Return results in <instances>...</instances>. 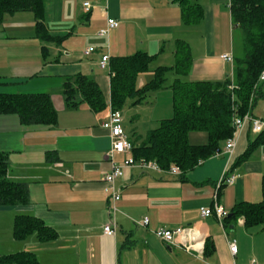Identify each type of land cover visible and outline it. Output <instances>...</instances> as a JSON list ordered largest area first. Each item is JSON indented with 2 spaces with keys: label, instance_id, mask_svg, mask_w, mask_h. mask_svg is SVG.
Here are the masks:
<instances>
[{
  "label": "crops",
  "instance_id": "crops-1",
  "mask_svg": "<svg viewBox=\"0 0 264 264\" xmlns=\"http://www.w3.org/2000/svg\"><path fill=\"white\" fill-rule=\"evenodd\" d=\"M86 1L92 4L89 11L84 7ZM198 2L204 8L203 19L186 24L181 7L171 0H46L45 24L52 37L59 38L47 41L37 36L32 12L6 15L0 24V50L15 53L7 54L4 64L0 58V93L46 92L58 112L54 125H26L16 114L0 115V150L8 153L9 177L26 182L30 190L27 204L10 207L18 214L42 218L59 233L49 241H40L36 233L15 240L16 250L10 253L32 251L40 264H249L253 258L264 263L262 225L248 226L242 216L222 224L215 215H200L202 206L215 204L217 183L228 167L238 177L235 183L221 187L217 198L220 205L231 212L238 202L262 200L264 144L233 166L258 135L251 128L239 133L231 158L223 152L211 156L184 177L137 166L125 168L117 180L122 194L115 214L118 229L114 236L104 232L109 221L104 177L112 162L108 156L111 137L103 123L113 107L110 71L101 68L99 62L104 54L113 57L146 51L156 55L150 69L139 74L138 82L141 76L154 77L158 66L174 65L177 41L184 40L191 49L192 65L188 74L181 76L183 80H233L234 63L222 58L231 51L236 54L234 36L238 29L233 26L231 0ZM109 17L118 19L120 25L106 37L98 35ZM90 46L96 50L85 55ZM169 73L173 77L167 88L172 93L170 85L177 74L169 71L167 81ZM78 74L99 84L106 108L96 111L85 101L78 107L67 105L64 81ZM263 83L260 88L264 93ZM162 92L163 88L151 91L140 103H134L135 98L126 101L123 124L133 144H140L172 113L156 118L153 128L140 125L142 113L137 108L146 102L145 107L153 110L152 101H159ZM169 98L166 95V101ZM260 99L252 109L254 116L261 107ZM190 137L196 144L206 142L207 135L192 131ZM132 155L117 154L116 158ZM146 217L149 224H139ZM190 225L203 235L201 256L196 250L171 246L153 233L159 227ZM207 239L213 249L205 255ZM233 239L238 244L236 255L229 249Z\"/></svg>",
  "mask_w": 264,
  "mask_h": 264
},
{
  "label": "trees",
  "instance_id": "trees-1",
  "mask_svg": "<svg viewBox=\"0 0 264 264\" xmlns=\"http://www.w3.org/2000/svg\"><path fill=\"white\" fill-rule=\"evenodd\" d=\"M46 0H0V24L6 15L29 11L36 20V34L43 40L55 39L45 24ZM179 4L183 22L195 24L204 17V8L198 0H171ZM233 26L241 30L244 56L235 54L234 79L225 81H185L181 76L188 74L192 65L191 49L184 40L177 41L176 61L172 66H158L153 79L144 86H137L140 73L150 69L156 55L138 51L132 55L110 58L111 103L114 109H122L129 98L134 103L142 102L148 93L165 87L167 73L177 74L171 85L174 114L164 118L150 130L147 137L134 144L133 156L156 160L167 169L175 163L182 170V177L196 167L200 161L216 155L223 143L234 133V116L253 109L264 96L259 77L264 69V0H231ZM61 37L60 39H62ZM59 40V38H56ZM45 48V47H44ZM235 85L232 88V85ZM64 95L70 107L87 102L94 110L107 107L105 95L99 84L84 74L67 77L64 81ZM78 97H81L78 99ZM253 99L252 106L250 103ZM251 107V108H250ZM16 114L23 124L54 125L58 112L49 93H0V115ZM247 128H251L249 124ZM202 131L209 135V142L192 144L189 134ZM264 144V130L250 141L246 151L234 162L237 166L252 156ZM8 153L0 150V206L27 204L30 190L24 181L9 177ZM263 198L258 202L241 201L235 204L225 218L244 217L248 226L262 225L264 228V177ZM36 233L40 241L58 238V231L42 218L29 214H17L13 235L16 240L26 239ZM211 244L206 240L204 254L210 253ZM0 264H40L32 251L22 250L8 254L0 253Z\"/></svg>",
  "mask_w": 264,
  "mask_h": 264
},
{
  "label": "built area",
  "instance_id": "built-area-1",
  "mask_svg": "<svg viewBox=\"0 0 264 264\" xmlns=\"http://www.w3.org/2000/svg\"><path fill=\"white\" fill-rule=\"evenodd\" d=\"M84 7L87 11L90 10L92 4L89 1L84 2ZM120 25V21L116 18L109 17L107 19V25L98 31V35L106 37L109 35L110 31L114 28H117ZM94 46L88 47L84 54L90 55L96 49ZM110 55L104 54L99 62L101 68L109 69L110 68ZM222 58L226 61H230L234 63L235 55L233 51L224 53ZM260 81H264V69L259 77ZM232 88L235 87L233 84ZM253 99L250 103L252 106ZM251 108V107H250ZM123 114L120 109H111L110 117L107 121L103 123V127L109 130L111 137V147L108 152V156L112 162V168L105 174L104 181L106 183L105 191L108 196V211H109V221L104 226L105 234L109 236H114L117 232L118 225L116 223L115 214L118 211L117 202L121 199L122 194L120 189L117 186V180L120 179L124 174V169L127 167L137 166L142 170H159V171H167L172 174L180 175L182 170L179 165L173 163L169 168L164 169L161 165L153 159L135 158L133 155L129 157H125L123 160H118L116 158L117 154H129L132 153L134 144L129 139L126 134L124 124H123ZM234 133L232 136L228 137L225 141L224 151L229 155V158L235 152L238 135L244 129L251 125V129L256 133H260L264 130V121L258 118H254L252 109H249L245 114L239 115L236 113L234 116ZM222 151V150H221ZM220 152L216 154L219 155ZM201 162V161H200ZM231 168V167H230ZM228 167L220 180L217 183V190L215 194V204L213 206H202L200 209V215L202 218H207L212 215H215L219 221L223 224L225 218L229 214L222 205L217 202V198L219 195V191L221 187L225 184L230 185L235 183L238 174L232 172ZM139 224L147 226L149 224V218H145ZM153 233L166 243L171 246L184 247L187 251L196 250L199 253V256L203 254V235L195 226H179L175 228L169 227H159L153 231ZM229 249L232 255H236L238 253V244L235 239H233L229 243ZM249 264H264L259 262L256 258L251 259Z\"/></svg>",
  "mask_w": 264,
  "mask_h": 264
},
{
  "label": "rangeland",
  "instance_id": "rangeland-1",
  "mask_svg": "<svg viewBox=\"0 0 264 264\" xmlns=\"http://www.w3.org/2000/svg\"><path fill=\"white\" fill-rule=\"evenodd\" d=\"M234 46H235V50L236 53L238 55H240L241 57L244 56V45H243V40H242V35H241V30L238 29V33H236V35L234 36ZM15 53V51L12 50H0V58L2 59L1 63L4 64V58L8 57L7 54H13ZM151 77L148 76H141L140 80H138L137 84L138 86H142L145 82L149 81ZM172 73L168 74V81L165 84V87H163L164 92H162L161 94H159V101L157 102H153V110L149 109L148 107H145L146 102H144L142 105H140L137 110L140 111L142 113V118L139 121L141 124V126L143 128H153L155 126H157L156 123H154V120L156 118H158L159 116L163 117V114H166V112H172L170 113L169 116H173L174 114V107H173V91L172 93L170 92V90L167 88L169 86V84L172 82ZM173 84V83H172ZM171 87V85H170ZM162 89V88H161ZM263 89H264V83H263ZM166 95L172 99V103H168V101H171L170 98L167 99L168 101H166ZM261 100V99H260ZM126 104V103H125ZM172 105V107H170ZM126 105H124L125 107ZM260 106L257 111H256V115L254 116V118H258L264 121V98H262ZM123 107V113H126L127 108L124 109ZM135 110V109H134ZM122 111V110H121ZM130 113V111H129ZM166 117V118H168ZM165 118V117H164ZM163 118V119H164ZM162 120V119H161ZM160 120V121H161ZM146 123H152L150 125H145ZM198 133H201L202 131H197ZM205 133L207 135L206 138V142L204 143H196V144H205L207 142H209V135L206 132H202ZM197 141H201L202 139H197ZM190 142H193V138L190 137ZM223 152V153H222ZM222 154H227L224 151V147L222 148L221 151ZM220 153V154H221ZM18 213L16 212L15 208H11L10 206H0V253L1 254H8L13 250H16L15 248V238L13 235V230H14V221H15V216ZM17 245V244H16Z\"/></svg>",
  "mask_w": 264,
  "mask_h": 264
}]
</instances>
